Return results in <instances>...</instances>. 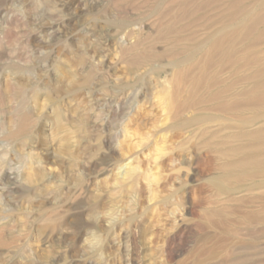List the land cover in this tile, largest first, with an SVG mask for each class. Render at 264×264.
<instances>
[{"label": "rangeland", "instance_id": "374dc122", "mask_svg": "<svg viewBox=\"0 0 264 264\" xmlns=\"http://www.w3.org/2000/svg\"><path fill=\"white\" fill-rule=\"evenodd\" d=\"M169 1L0 0V264H264V2Z\"/></svg>", "mask_w": 264, "mask_h": 264}, {"label": "bare ground", "instance_id": "6f19581e", "mask_svg": "<svg viewBox=\"0 0 264 264\" xmlns=\"http://www.w3.org/2000/svg\"><path fill=\"white\" fill-rule=\"evenodd\" d=\"M164 0H162V2H160V3H158L159 5H161V6H163V2ZM169 1V0H168ZM181 1L182 0H170L169 2L170 3H172V4H178L179 5V7L182 9L181 11H183V12H181V13H183L182 15L183 16H185V17H187V16H189L191 13H192V9L193 8H191V7H189L190 5H191V3H190V1L189 2H182L181 3ZM188 1V0H187ZM195 1V0H194ZM194 1H192V3L194 2ZM215 1V0H214ZM217 1V0H216ZM215 1V2H216ZM220 1V0H219ZM262 2L261 3H263L264 2V0H261ZM158 2H159V0H158ZM196 2V1H195ZM240 2V1H239ZM197 3V2H196ZM241 3V2H240ZM261 3H259V5L261 4ZM158 4H157V7H158ZM203 4H205V3H203ZM237 4H239V3H235V5L233 6V7H236V5ZM255 4V3H254ZM175 5V6H176ZM205 5H207V6H209L207 3L205 4ZM262 5V4H261ZM260 5V6H261ZM264 5V4H263ZM262 5V6H263ZM260 6H256L255 5V7H260ZM164 7V6H163ZM243 7V6H242ZM160 8H162V7H160L159 6V9ZM168 8V7H167ZM232 8V7H231ZM230 7H229V9H231ZM237 8H240V7H238L237 6ZM237 8H236V10H234L235 12H237L238 10H237ZM261 8V7H260ZM262 8H264V7H262ZM158 9V10H159ZM197 9H199V8H197ZM161 10V9H160ZM168 10V9H167ZM242 10V9H241ZM263 10V9H262ZM157 11V10H156ZM243 11H249V9L248 10H243ZM250 11H254V8H253V10H251L250 9ZM257 10H255V12H256ZM158 12V11H157ZM233 12V11H232ZM231 12V13H232ZM240 12V11H239ZM160 13V12H159ZM162 13H164V12H162ZM160 14V15H163V14ZM231 13H228V14H231ZM238 13V12H237ZM243 13V12H242ZM247 13H249V12H247ZM262 13V11L260 12V14ZM169 14V13H168ZM228 14H226V15H228ZM245 14H246V12H245ZM250 14V13H249ZM252 14V13H251ZM258 14V13H257ZM257 14H252V17L250 18V21L248 22V24L246 23H244L245 21H239V22H241V24L242 23H244V25H243V31L241 30H239L240 31V34H239V36H238V39L240 40V39H243V36L245 37H247V36H249V37H251L253 34H256V32H258L257 33V35L255 36V35H253V37H251L252 39H253V41L251 42L252 44H253V46H256L257 45V42L259 41V40H261L262 39V36L264 35V29H262V30H260V31H258L257 30V28L262 24H264V15H257ZM231 15H233V14H231ZM240 15V14H239ZM242 15V14H241ZM240 15V16H241ZM218 16V15H217ZM248 16H250V15H248ZM248 16H247V18H248ZM223 17V16H222ZM225 17V16H224ZM233 17H235V18H233L232 19V21L234 20L235 21V19H236V17H239L238 15H233ZM242 17H243V15H242ZM179 18H182V17H180V16H175L174 17V22H176V21H178L179 20ZM227 18H229L228 16H227ZM232 17H230V19H231ZM241 18V17H240ZM218 19V18H217ZM242 19H244V18H242ZM241 19V20H242ZM249 19V18H248ZM222 20H224V18L222 19ZM217 21H219V20H217ZM234 21H233V23H234ZM195 22V21H194ZM224 22H226L225 20H224ZM247 22V21H246ZM214 23V22H213ZM215 24V23H214ZM213 24V25H214ZM219 24V23H218ZM240 23H238V25L240 26L241 25ZM216 25V24H215ZM235 25V24H234ZM234 25H232V26H229V24L226 26V25H223V24H220V26H221V28H218L216 31H214L213 33H211V34H208L207 35V37L205 38V44H203V46H204V48H205V51H206V53L208 54V65H211V64H213V53H215V52H218V54H220L221 56H222V58H221V63L223 62V60L226 58V57H228V59L231 61V62H234V60H235V57H236V55H237V53H238V50H236L235 48H234V46L233 45H231L230 43V39H231V34H233L232 33V30H233V32L234 31H237L238 29H240V28H238V29H236L237 27H236V25H235V27H234ZM190 26V25H189ZM212 27V26H211ZM186 28H188V27H186ZM186 28H184V29H182V30H180V31H177L178 29L177 28H172V29H170V31H172V32H176L177 31V34H175V38H174V43L176 44L175 45V47L173 48V53L174 54H176V55H178V57H176V56H174V60H173V62H174V64L177 66V67H179L181 64H183L184 62H189V61H191V60H194L197 56H199V54L202 52V50H203V48L200 46V45H197V44H195V45H192V46H188V45H186V44H184L183 46L180 44V42L183 40V38H180L179 37V33L180 32H182L183 30H185ZM233 28V29H232ZM260 28V27H259ZM234 29H236V30H234ZM179 43V44H178ZM189 52V53H188ZM186 53H188L187 55H186ZM145 55H144V53H139L136 57H135V62H133V65H136V64H138V63H142V61H144V60H146L145 59V57H144ZM179 56H182V57H179ZM148 58H149V56H148ZM256 60V59H255ZM134 63H136V64H134ZM252 63H255V64H257L255 61L254 62H252ZM221 67H222V64H220V69H221ZM256 75H258L257 73H255ZM182 77L183 78H185L186 77V74H183L182 75ZM182 80H184V79H182ZM205 81V79H204V75H202L201 77H199V79L196 81V83H203ZM209 83H211V82H209ZM261 84V81H259V82H257V83H255V85L252 87L253 88V90H249V89H242L240 92H239V94L240 93H243L244 95H246L248 92H254V96H252L251 97V99L250 100H247L246 99V101L251 105H256V106H258V105H262V106H264V93L263 94H261L259 91H260V89L262 88V86L260 85ZM260 85V86H259ZM231 90H234V85H232V84H230V85H225V89L223 88V89H220V91H217L216 92V94H214L213 96H212V98L214 97V100H216V99H218L219 98V96L220 95H223L225 92H227V91H231ZM190 95V94H189ZM191 96V95H190ZM218 96V97H217ZM232 100V101H231ZM231 102V103H230ZM241 103H239V102H236V101H234V99H230V100H226L223 104H220L218 107H219V110H223V111H233V110H237V108L238 107H240L239 105H240Z\"/></svg>", "mask_w": 264, "mask_h": 264}]
</instances>
